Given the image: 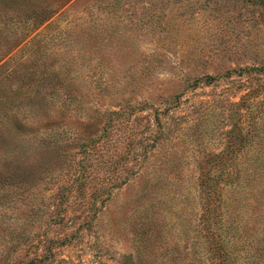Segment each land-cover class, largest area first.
I'll list each match as a JSON object with an SVG mask.
<instances>
[{"label": "rangeland", "instance_id": "obj_1", "mask_svg": "<svg viewBox=\"0 0 264 264\" xmlns=\"http://www.w3.org/2000/svg\"><path fill=\"white\" fill-rule=\"evenodd\" d=\"M231 170L264 183V4L0 3V256L190 264Z\"/></svg>", "mask_w": 264, "mask_h": 264}, {"label": "trees", "instance_id": "obj_2", "mask_svg": "<svg viewBox=\"0 0 264 264\" xmlns=\"http://www.w3.org/2000/svg\"><path fill=\"white\" fill-rule=\"evenodd\" d=\"M254 1L264 4V0ZM3 2L4 0H0V3ZM232 138L234 142L240 141L242 137L236 134ZM81 146L83 147L84 143ZM231 151H233L232 144L228 147L227 152L229 153L226 155L230 157ZM223 156L222 154L221 157ZM227 161L228 159L224 158L220 166L222 164L225 166L229 162ZM231 173L236 178L245 177V179L239 180L240 183H237L226 197L222 193V187L218 194L220 200L214 202V205L211 204L212 207H210V200L217 187L209 177L202 185L206 198L204 204L206 211L203 215L205 220L202 221L203 227L198 229L199 236L191 239L190 264H239L240 261L237 259L241 257L245 263L254 264L257 258L264 254V183L261 184L262 181L260 183L250 182L259 176L255 172L231 170ZM83 176L84 173L80 177ZM5 251L6 253L0 256V264H13L8 257L13 250L7 246ZM254 255L258 257L251 258ZM31 260L24 263L32 264Z\"/></svg>", "mask_w": 264, "mask_h": 264}]
</instances>
